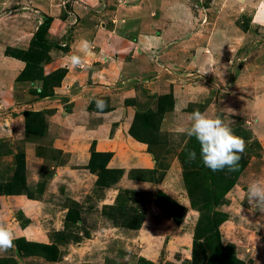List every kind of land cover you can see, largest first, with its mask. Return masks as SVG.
I'll list each match as a JSON object with an SVG mask.
<instances>
[{
  "label": "crops",
  "instance_id": "crops-1",
  "mask_svg": "<svg viewBox=\"0 0 264 264\" xmlns=\"http://www.w3.org/2000/svg\"><path fill=\"white\" fill-rule=\"evenodd\" d=\"M243 1L232 0L234 5L246 4L247 33L220 10L202 5L207 12L199 13L198 0H139L129 6L118 0H0V165L10 160V167H15V156L23 154L29 182L36 174L43 183L33 167L50 170L38 196L0 194V222L11 225L15 235L9 254L0 252V264H107L114 260L118 257L114 247L127 242L114 239L116 233L121 235L118 229L123 230L113 220L118 214L113 207L123 199L119 200L121 189L133 191L137 201L139 196L156 200L161 193L189 206L178 152L190 144L200 150L195 137L187 135L188 114L196 109L214 112L230 123L233 133L248 141L249 150L251 141L264 145V65L259 64L264 59V34L253 38L260 43H251L244 58L236 54L254 26L264 33V0ZM194 4L198 13L191 8ZM46 18L51 19L46 39L57 47L37 69L43 76L62 69L64 76L49 94L38 96L42 81L19 78L26 64L5 55V50L26 51ZM82 41L88 42L87 51L82 50ZM232 51L235 60H230ZM70 55L80 56L84 67L68 66ZM257 69L263 72L258 74ZM178 90L183 100L178 99ZM96 99L106 102L103 113L98 112ZM243 117L252 121L250 126ZM176 136H183L179 149L170 142ZM162 145L165 151L158 156ZM92 154L109 155L105 170L121 171L115 183L107 185L109 178L99 176L98 157H94L95 170L88 168ZM3 158L9 160L1 162ZM253 160L252 156L245 160L224 196L231 200L235 191L241 200L236 212L232 210L239 216L238 223L228 236L221 235V241L235 246L244 264H264V250L259 248L260 244L264 249V225L242 201L246 199L244 177ZM163 162L161 178L152 175L158 184L146 180L144 171L155 167L161 171ZM87 201H94L100 215L111 222L89 236L86 232L95 220L84 225L77 219L91 212L81 209ZM221 207L220 212L230 215L227 204ZM190 208L186 213L194 218L176 225L169 217L167 236L153 238L146 232H156V222H162L163 215L156 205L146 208L138 235L131 241L137 243L132 263H165L180 253L181 260H190L198 218ZM73 212L75 219L69 218Z\"/></svg>",
  "mask_w": 264,
  "mask_h": 264
},
{
  "label": "trees",
  "instance_id": "trees-1",
  "mask_svg": "<svg viewBox=\"0 0 264 264\" xmlns=\"http://www.w3.org/2000/svg\"><path fill=\"white\" fill-rule=\"evenodd\" d=\"M50 21V18H46L37 28L26 51L5 50V55L20 59L26 64L19 78L40 79L42 81L43 90L37 93L38 96L49 94L51 88L58 86L64 76V70L62 69L55 70L46 76H43L41 69H37L49 60L48 52L52 48L57 47L46 39ZM163 112L164 109H161L160 115H162ZM187 147L188 145L184 147L185 150L183 149L180 152L179 161L182 167L184 188L190 198V206L198 213V218L194 226L191 259L186 260V263L243 264V262L236 258L235 246L231 244H222L219 225L227 219V214L218 211L217 207L224 203L225 194L231 189L243 170L246 164L243 159L244 155L240 154L241 159L239 161L238 171L229 172L227 169H224L222 171L213 172L203 164L202 160L199 161L196 158L194 161L189 162L187 158L188 153H185ZM91 157L92 159L88 168L92 171L95 170L93 163L94 157H98L97 168L100 171L99 176L105 174V176L109 178L108 182H104L105 184L110 185L119 179L121 171L105 170V165L109 158L108 154H92ZM196 157H200V155L197 154ZM14 168L13 177L10 178L9 181H0V194L13 195L21 194V192L24 191L28 195L27 197L32 198L31 194L25 188V162L23 154L15 156ZM99 178V182H102V177ZM120 198H122L121 194L119 200ZM167 200L168 198L160 193L156 198L155 204L161 211L167 212L178 225L179 221L175 213L170 212V210L162 205L167 204ZM129 201L132 206L138 203V201L133 198ZM118 205L113 207L114 211L118 213L116 216H113L114 223L117 225L119 224L118 221L125 220V225H129V227L135 228V230L139 228L142 223L143 215L136 213L137 207H130L125 210L126 206H122L119 209ZM171 207L175 208L174 206ZM177 209L179 210L180 208ZM74 215L76 216V213L73 212V218L72 214H70L69 218L75 219ZM69 218L67 217V220ZM136 219H138V221Z\"/></svg>",
  "mask_w": 264,
  "mask_h": 264
},
{
  "label": "rangeland",
  "instance_id": "rangeland-1",
  "mask_svg": "<svg viewBox=\"0 0 264 264\" xmlns=\"http://www.w3.org/2000/svg\"><path fill=\"white\" fill-rule=\"evenodd\" d=\"M115 1H117V0H115ZM118 1L119 2L121 1L123 4L126 2L125 4L129 6L130 3H136L139 0H118ZM248 1L249 0H245L243 2L244 3H247ZM257 1H260V0H257ZM202 5L205 8H207V9L220 10L221 15H223V16L224 15L225 16L228 15L231 18H234L233 21L234 22L235 21L237 22V23L235 22L237 28L240 31H242L244 33H247V32H245L246 31L245 26H246V28L249 27V20H247V18L248 17L250 18V15H249V11H247V10L244 11L243 10L245 8L244 6H246V4H243L242 2H240V5H238V4L234 5V2H232V0H213L212 2H211V0H198V7L200 8L199 9V13H206L207 12V9L201 8ZM198 7L196 6V4H194L193 7L191 6V8L194 11L196 9V12L197 13H198ZM212 12H217V11H212ZM154 26L155 25H153V27ZM158 30H160V28ZM262 32H263L262 29L257 28V27L254 26L253 31H251V33L248 32V34H247L248 36L246 35L241 40L242 41L241 50L239 49L238 51H236L237 52L236 54H238L240 52L239 53V56L241 54L242 55L241 58H244L243 56L250 49L248 46L251 43H252V45H255V44L257 45V43L258 44L260 43L259 42V39H257V41L255 42L254 41L255 39H253V38H256V37L258 38V36L262 37L263 34H264ZM230 47H232V46H230ZM233 52L234 51H232V53H231L232 56L230 57V60H235V58H236V54L233 53ZM225 56H226V54L224 55V57ZM225 58L227 60V58H229V57H225ZM259 64H260V67L262 66V64L264 65V59L263 58H261V62ZM260 67H258L259 70L262 68V67L261 68ZM248 68H251V67H248ZM259 70L256 71V73L260 74V73L263 72V71H259ZM248 72L249 71L247 70V73ZM227 74L230 75V77H231V73L229 71L227 72ZM177 94H178V97H179L178 99L183 100L184 96H183L182 91L181 90H178ZM244 120L246 121L244 123H245V125L247 127L251 125V123H252L251 120H246L245 118L243 119V121ZM246 129H248V128H246ZM249 136H250V138L253 137V135H251V134ZM165 138H167V140H170L168 137H165ZM182 139H183V136H180V137L176 136L175 138H172L170 140V142L172 144V147H174L176 145V148L179 149L180 146H181V143H182ZM153 143H156V141L153 142ZM161 143L162 144H167L166 140L161 141ZM247 144H248V141L245 143V148H244L246 150V152L243 151V153H241L242 155H244V157L243 156L242 157H243L244 160H249L250 157L252 156V157H254V160L251 161L250 167H249L248 171H246L247 174L244 177V179H246V184L243 186V190L245 192H247L248 185L253 180H264V145H261L259 143V141H256V140L255 141H251L250 144H252V146L250 147L251 149L249 150ZM186 146L187 145L182 146L181 149H180V151L178 152V160H179L180 152ZM162 148L163 149L160 152H158V154H156V155H158V156H162L163 155V153L165 151L163 145H162ZM189 151H195L197 154L200 155V150H196V148L192 144L188 145V147L186 148L185 153H188ZM196 158L199 161L202 160L201 159V156L200 157H196ZM162 159H164V158H162ZM7 160H9V159H4L3 158V160L1 162H5ZM9 161H7L8 163L5 162V164L1 163V165H0V181H6L7 182V181L10 180V178L13 177L14 171H13V173H11L10 169L14 168V166L11 168L10 167L11 162H9ZM24 162H25V159H24ZM107 162H108V160H107ZM165 162H163V164L161 163V168H159V169H161V171H158L157 170V167H155L154 169L145 170L144 171L145 174L147 172V176L145 177L146 180L147 179H151L152 181H155V185L158 184L156 182L159 179L156 180L155 178L156 177L161 178L162 173H163L162 170L165 167L164 166V163ZM179 164L181 166L180 161H179ZM33 169H37L38 170V174L41 173V179L43 180V183H40V182H38L36 180L37 179L36 174L34 175L35 179H33V176H31L30 182L28 180H26V178H27V169L25 168V181H24L25 188L28 190V192L31 194L32 197H34L36 195L38 196V194L41 193V190H42L41 186L43 185V187H44L45 182L50 177V170L48 171V173H46L44 170H42L41 166H40V168L33 167ZM14 170H15V168H14ZM149 173H151V176L148 175ZM152 175H155L156 177H152ZM102 189H104V188H102ZM100 191H101V189H100ZM231 192H232L231 193V196H232V199L231 200L230 199H225V197H224V203L228 205V208H227L228 210L227 211H228V214H230V215H227V219L219 225L220 234L222 232L221 235H223V236L225 234H226V236H228V232L230 230H234L235 229V224L234 223H236V225H237L238 219H239L238 214L237 213H232V210H233V212H236V210L239 207L238 206V199L239 200H241V199L240 198H237L235 196V191H231ZM120 194H121V196H122L123 199L120 202V204L118 205L119 206V209L122 206H124V207L126 206L125 207V210L127 208L129 209L130 207H137L136 208L137 209L136 210V213L142 214L143 215L142 218H144V216H145V213H146L145 210H146V208L148 209L149 206H151L152 204L153 205H156L155 204V202H156L155 199H150L149 200V197H147V196H146L147 197L146 199H143L142 196H139L140 200H138L137 205H133L132 206V204L130 202L127 204V199L130 197L129 195L134 194V192L133 191H130V190H127V189H125V190H122L121 189L118 195H120ZM13 195L21 196L22 198L28 196L24 191L21 192V194H13ZM134 195H135V197L133 199L135 200L138 197V195L137 196H136V194H134ZM244 198H246V197H244ZM18 200L20 201L21 198H18ZM242 201L248 203V207L251 208L250 209V212L252 214H254V216H255V218L257 219L258 222L261 220V223L264 225V212L260 211L255 205H251L249 202H247L248 201L247 198L246 199H242ZM189 202H190V198H189ZM224 203L220 204L219 207H217V210L218 211H219V208L220 209L222 208L221 206H223ZM13 204H14V201H13ZM167 204H169V205H167ZM167 204H162V205H163V207H166L168 210H170V212H173L174 211V213H175V215H176V217H177V219L179 221L178 225H181V223L185 222V220L187 221L188 218L191 217V216L187 215V213H186L187 212V208L190 207V205L188 206L187 203H186V206H183V205H181L182 203H180V201H179V203L178 202L176 203V201H170V199L168 198ZM245 205H247V204H245ZM84 206H82L81 209L82 208L83 209L85 208V209H87V211H89V212L91 211V212L89 213V215L87 217H86V215H83L84 217L82 215L81 216L79 215V217L77 218L79 220V222H80V220H82L81 224L82 223L84 224V222L86 221L85 224L88 225V222H90L89 220H91V219H94L95 220L93 222L92 226L89 228L90 231H87L86 232L88 234V236L91 233H93V231L100 230V229H106L108 227V225L111 224L110 221H107L102 215H100L99 210H97V207L94 205V201H87L84 204ZM116 206H117V203L115 204V207ZM171 206H174L175 209H173V207H171ZM75 208H76V206H73V209H75ZM177 208H180V209L178 210ZM77 209H78V207H77ZM190 209L192 210V208H190ZM81 211H82V214H83L84 211L83 210H81ZM161 212H162V215H163L162 216V222L161 221H157L156 222L157 225H158L157 226V229H156V232H150V231H148V232H146V236L151 235L150 237L153 238L154 235H157V236L159 235V236L162 237V236L166 235V233L169 232V230H168V224H167V222H165V220H167L168 222H170L172 220V218L168 215L167 212H163V211H161ZM233 214H235V215H233ZM93 215H97L100 218H97L96 219L95 218L96 216H93ZM169 217L171 218V220L168 219ZM191 218H194V217H191ZM138 219H136V220L138 221ZM137 221H135V222H137ZM172 222L174 224H176L173 220H172ZM118 223L119 224H117V225L114 224V225L115 226H118L119 228H123V230L121 231L120 229H118V231L121 233V235L118 234V233H116V235H115L116 237H114V239L115 240L120 239L122 242L124 240L125 241L127 240V242L126 243H124V242L121 243V246H118V245H120V243H119L117 246L114 247L115 254H118V257L114 258V260H109V262H107V264H133L132 263V260H133V258H136V254H137V247H136L137 246V243H132L131 241H132V239H134V238L137 237L138 230L139 229L137 228L135 230V228L129 227V225L128 226L125 225V220L124 221L123 220H120V221H118ZM87 234H85V235H87ZM114 239H112V240H114ZM192 242H193V237H192ZM259 248H260L261 251L264 250L263 248L260 247V244H259ZM255 250L257 252L259 251L258 248L257 249L255 248ZM5 254H7V255L9 254V249L5 252ZM236 258H237V256H236ZM163 259H164V256H161V260H163ZM181 259H184V258L182 257V254L180 253L177 256H173V258L169 259L165 263H162L160 261L159 264H187L186 263V260H181ZM249 259L251 260L252 258L251 257H248L247 258L248 262L250 261ZM241 262H243V261H241ZM13 264H16V263H13ZM243 264H244V262H243Z\"/></svg>",
  "mask_w": 264,
  "mask_h": 264
},
{
  "label": "clouds",
  "instance_id": "clouds-1",
  "mask_svg": "<svg viewBox=\"0 0 264 264\" xmlns=\"http://www.w3.org/2000/svg\"><path fill=\"white\" fill-rule=\"evenodd\" d=\"M82 50L87 51L89 44L82 41ZM70 61V67H84L80 56L70 55L66 57ZM37 91H42V85L37 87ZM96 108L99 113H103L106 102L102 99L95 100ZM232 112L231 109H228ZM187 135L195 137L200 145V156L203 164L213 172L227 169L229 172L239 170V161L243 153L245 141L236 136L230 123L216 116L215 113L207 111L201 112L196 109L188 114ZM184 131V129H181ZM196 152L189 151L187 158L189 162L196 159ZM248 202L255 205L260 211L264 212V180H253L247 188L245 194ZM14 229L11 225L0 222V252H6L14 246Z\"/></svg>",
  "mask_w": 264,
  "mask_h": 264
}]
</instances>
